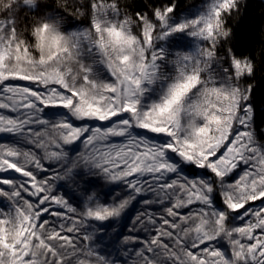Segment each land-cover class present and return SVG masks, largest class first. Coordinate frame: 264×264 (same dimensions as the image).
<instances>
[{"label": "snow or ice", "instance_id": "obj_1", "mask_svg": "<svg viewBox=\"0 0 264 264\" xmlns=\"http://www.w3.org/2000/svg\"><path fill=\"white\" fill-rule=\"evenodd\" d=\"M243 7L0 0V264H264Z\"/></svg>", "mask_w": 264, "mask_h": 264}, {"label": "trees", "instance_id": "obj_2", "mask_svg": "<svg viewBox=\"0 0 264 264\" xmlns=\"http://www.w3.org/2000/svg\"><path fill=\"white\" fill-rule=\"evenodd\" d=\"M181 10L200 7L204 0H178ZM245 7L241 13L232 17L230 26L236 34V42L240 46L257 44L261 31L264 30V0H243ZM257 102L264 99V81L257 84L255 89ZM7 140V137H0Z\"/></svg>", "mask_w": 264, "mask_h": 264}]
</instances>
